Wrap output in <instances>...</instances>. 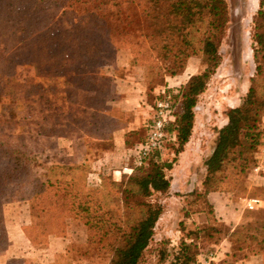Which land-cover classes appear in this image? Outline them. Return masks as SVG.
<instances>
[{
  "label": "trees",
  "instance_id": "trees-1",
  "mask_svg": "<svg viewBox=\"0 0 264 264\" xmlns=\"http://www.w3.org/2000/svg\"><path fill=\"white\" fill-rule=\"evenodd\" d=\"M44 16L48 17L46 23L36 28ZM254 18L251 45L255 71L250 87L242 104L225 113L226 124L217 131L214 151L205 162L202 196L211 228L197 232L181 228L180 249L169 264H195L198 245H217L227 234L233 257L260 256L264 262V237L229 234V228L215 219L206 199L211 193L231 198L256 164L263 144L264 0H259ZM228 24L225 0H0V79L8 80L18 67L29 66L41 81L24 88L29 93L42 91L47 80L72 79L65 91V123H35L37 134L18 136L13 146L0 141V157L14 165L10 174L28 178L26 185L16 186L36 212L35 223L23 228L31 245H44L57 234L64 237L70 229L81 227L88 235L89 252L109 255V264H140L164 210L150 199L169 192L167 173L189 142L197 100L221 64L220 48ZM125 52L131 57L130 64L155 78L181 74L193 57L199 56L204 62L203 72L190 78L179 91L165 92L174 107L180 99L182 108L165 128L170 149L163 150L173 152L175 160L160 161L162 150L150 160L148 172L129 177L125 183L115 182L103 168L97 172L101 181L98 189L87 187L91 173L88 163L53 166L41 182L23 174L44 139L72 146L77 162L81 151L76 141L87 144L89 154L102 151L101 140H109L103 114L112 109L106 100L118 95L116 79L138 81L116 71L112 76L102 73L109 66L116 70V60ZM34 109L22 107L21 119L33 123L28 111ZM133 136L127 141L130 150L144 140L137 132ZM3 174L0 172V260L10 244L1 212L5 188L12 177ZM4 264L27 262L10 259Z\"/></svg>",
  "mask_w": 264,
  "mask_h": 264
},
{
  "label": "rangeland",
  "instance_id": "rangeland-1",
  "mask_svg": "<svg viewBox=\"0 0 264 264\" xmlns=\"http://www.w3.org/2000/svg\"><path fill=\"white\" fill-rule=\"evenodd\" d=\"M225 1L228 5L229 24L220 48L221 64L208 82L206 90L197 100V105L194 109V126L190 137V139L193 138L191 149L184 157H181L185 151L184 148V151L177 157V161L171 172L167 173V177L172 185L171 191L166 195L155 194L150 199L152 204H158L165 209V217L161 221V225L156 228L154 238L140 264H168L172 262L174 256L180 249L177 232L183 227L185 231L193 232L188 231V227L185 225V219H190L195 216L193 224L195 226L198 225L199 218H201L199 214L205 212V203L202 196L203 189H201L202 182L205 178V162L214 151L217 131L226 124L225 113L242 104L250 87V79L254 75L255 65L252 56L251 38L254 34L255 18L254 16L247 15L245 0ZM47 19L48 17L44 16L36 28H40L46 23ZM130 60L131 57L128 52L122 53L116 60V70L114 66H109L104 68L102 73L108 76H112L115 71L119 72L118 75L122 74L126 76L125 74H129L135 76L142 85L145 103L144 108L147 113L146 123L141 132V138L144 139L146 126L154 116V103L160 98L161 91H179L188 83L190 78L202 73L205 65L201 57H193L187 61L185 69L181 74L176 76L165 75L163 78L157 76L155 78L153 75H148L144 69L134 67L130 64ZM69 79L71 82L72 79L70 77L47 80L43 90L38 93H29L24 89L34 82H41L29 66L18 67L16 74L8 80L0 79V141L6 143L8 146H13L18 142L16 137H29L30 135L37 134L34 130L35 123L50 126L61 124L62 94L68 89L66 88L63 92L62 87L68 84ZM22 107L35 108L32 112L28 111L32 115L33 123L21 119L20 109ZM181 109L179 99L177 100L175 110L177 115L181 114ZM67 113L68 107L66 110V120ZM2 124H7V126L1 127ZM75 144L78 152L79 150L83 152L82 143L76 141ZM166 145L167 148L170 147V144ZM67 146V143L56 140L44 139L40 141L37 153L31 158L27 170L22 173L41 182L46 171L53 166L68 167L84 165H80V162H77L74 156L71 155L72 146H70L71 151L67 154ZM261 147H264V138ZM260 149L258 152H261ZM173 160H175L173 152L170 150L162 151L160 161L171 162ZM0 163V172L4 173L3 176L12 177L8 181L11 187L7 185L3 195L4 197L2 196L4 201L1 214L4 227L10 238L9 251L7 250L8 254L5 258L24 260L27 264L110 263L111 257L109 255L88 251V235L85 229L81 227L70 229L64 237L57 234L51 237L44 245H31L25 239L20 229L35 223L36 212L34 207L25 198H22L24 191L21 188L19 190L16 186L26 185L28 178L12 176L10 172H12L11 170L14 165L6 159L3 162V156L0 157ZM6 164H8L9 169H7ZM89 166L91 173H97L99 170L106 168L107 174H111V178L117 180L115 181L117 183H125L129 177L141 176L149 170L148 166L145 169L136 171L132 175L125 173L122 175V179H117L118 175L114 177L113 166H110L109 163L99 161ZM252 168L248 171L245 180L235 187L230 199L236 196L239 189H246L247 179L252 175ZM13 180L14 183L12 182ZM86 183L87 187L92 189L101 187V181L93 176H88ZM193 185L195 186L194 191L188 193V190ZM254 198L263 199L262 195L257 194ZM232 207L233 210L238 211L235 206ZM247 213L252 212L247 211ZM249 218L253 217L249 215ZM210 228L208 226L206 230H210ZM194 230L197 231L198 229ZM240 233L252 234L249 231ZM38 238L40 240L41 237ZM208 248L212 247L201 243L198 245L197 255H200L202 250ZM59 252V257L56 260L55 255ZM204 260L196 257L195 264H198L197 262L200 261L203 262ZM2 261L3 259L0 260V264H2Z\"/></svg>",
  "mask_w": 264,
  "mask_h": 264
},
{
  "label": "crops",
  "instance_id": "crops-1",
  "mask_svg": "<svg viewBox=\"0 0 264 264\" xmlns=\"http://www.w3.org/2000/svg\"><path fill=\"white\" fill-rule=\"evenodd\" d=\"M246 5V13L248 16H254L259 7V0H245ZM126 78V77H125ZM66 81V80H63ZM64 83V82H62ZM72 84L70 79L68 80L67 85H63L62 90L69 88ZM115 91L118 93L116 97L112 99L106 100V105L110 106L112 109L107 110L103 114V120L105 124H103L106 128L105 132L108 133L109 140H101L103 143L102 151H96V155L89 154V146L85 144L83 146V153L81 152L79 155V162L93 164L99 161H104L109 163L110 166H113V174L117 179H122V175L124 169L132 168V160L130 159V149L127 145V141L134 139L132 134L137 132L141 136L142 128L146 123L147 113L145 111V103H144V95H143V87L138 83V81L128 78L125 81L124 78H117L115 81ZM62 102H61V113H62V123L66 122V110L68 107L65 93L62 94ZM264 124V118H263ZM109 125V126H107ZM111 131H109V127ZM131 134V135H130ZM193 138L190 139V142L185 146V151L182 153L181 157H184L191 149ZM263 147H261L262 149ZM81 149V148H80ZM260 149V151H262ZM71 151L70 147H68V152ZM261 152H258L257 158L260 157ZM71 155H73L71 153ZM205 171V170H204ZM88 176L96 177L100 181V177L97 173H89ZM116 179V178H115ZM246 189H239L234 198L230 199L228 195L220 194V193H211L207 195L206 199L208 203L212 206V211L214 212L215 219L217 222L223 224L225 227L229 228V234L234 232H248L252 234H256L264 237V177H258L254 174L250 175L247 179ZM117 181V180H114ZM172 185L170 183L171 191ZM195 186H191L189 192L194 191ZM202 189V188H201ZM178 190V188H177ZM257 195H262L263 199L262 205L259 209L253 211L252 213H247L245 209V201L248 199L254 198ZM235 206L237 210H233ZM201 218H199V223L195 226L193 223L195 221V216L190 219H185V225L188 227V231H204L208 229V226L211 225L209 218L207 217V213H200ZM249 215L253 218H249ZM165 217V209L163 210V214L161 215L159 221L156 224L155 230L158 226L161 225V221ZM203 217V218H202ZM255 219V220H254ZM31 225V224H29ZM25 227V226H24ZM23 227V228H24ZM21 228V232L27 240L25 233ZM194 229H198L197 231ZM178 238L177 240L183 237V233L181 231L177 232ZM227 234V233H226ZM8 238L9 234L7 233ZM219 244L212 245L206 250H202L200 255H197L199 259H207L209 255L214 256L215 264H263V260L260 256H236L233 257V253L231 250V245L229 243L228 234L222 236L220 238ZM28 241V240H27ZM10 242V238H9ZM29 242V241H28ZM151 244V243H150ZM9 251V250H8ZM8 251L3 256L2 264H4L7 260L16 259V258H5L8 254ZM62 252V251H60ZM60 252L55 255V258L59 257ZM57 253V252H56ZM169 264V263H168Z\"/></svg>",
  "mask_w": 264,
  "mask_h": 264
},
{
  "label": "built area",
  "instance_id": "built-area-1",
  "mask_svg": "<svg viewBox=\"0 0 264 264\" xmlns=\"http://www.w3.org/2000/svg\"><path fill=\"white\" fill-rule=\"evenodd\" d=\"M159 97L154 103V116L146 126L144 140L135 149L130 150L132 168L124 169L123 171L127 175H132L138 170L147 168L152 157L156 153L161 152L169 142L165 134V128L169 122L174 120L176 107L166 99L164 90L161 91V96ZM261 150V155L257 158V162L251 170L252 174L258 177H264V147ZM261 205L262 201L258 198H251L245 201V209L249 212L259 209ZM197 263L215 264L214 256L209 255L203 262Z\"/></svg>",
  "mask_w": 264,
  "mask_h": 264
}]
</instances>
